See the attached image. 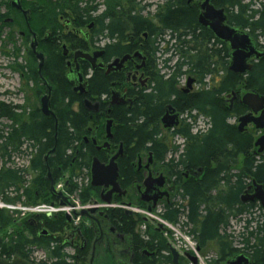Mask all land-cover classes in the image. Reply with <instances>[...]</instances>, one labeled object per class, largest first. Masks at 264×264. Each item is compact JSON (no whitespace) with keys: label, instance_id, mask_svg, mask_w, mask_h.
<instances>
[{"label":"trees","instance_id":"obj_1","mask_svg":"<svg viewBox=\"0 0 264 264\" xmlns=\"http://www.w3.org/2000/svg\"><path fill=\"white\" fill-rule=\"evenodd\" d=\"M89 1L33 0L28 2L23 0V5L31 12V21L36 28H34L37 31H35L36 34L43 36L50 32L53 36L47 44H41L39 49L43 51L46 58L44 73L48 77H45L51 84L53 83L55 90L52 96V107L60 126L56 141L52 118L44 117L39 110H36L27 121L19 122L18 118L11 113H5L4 105H0L1 112L13 123L8 132L0 130V160L4 161L0 167V200L6 198L5 203H17L22 198L19 190L13 201L9 200L8 196L14 184H25L23 174L25 171L13 170L12 167H7V163L11 162L14 156L12 153L18 152L25 143L21 141L23 138H29L30 142L35 140L37 145L33 148L43 144L45 153L41 154V157L44 154L47 156L49 151L57 145L55 154L50 158V162L48 161L49 168L56 172V181L61 180L65 175H70L71 178L79 176L85 172V169L87 172L90 171L92 159L97 156V153L84 143L76 146L82 143L86 136L91 114L83 106V100L86 97L74 94L66 81V59L62 56V46L65 44L61 46L57 39L61 37L67 40L63 33L61 19L66 20L65 22L72 21L76 27L80 28L90 23ZM116 1L118 0H106L105 3L113 6L117 4ZM174 1L173 6L170 5V13L164 17V20H167V25H170V42H173L170 51L175 53L178 60L173 73L170 74V84L163 82L162 85L164 89L170 85V95L177 96L175 87L178 79L186 75V72L197 76L204 84V90L200 94L189 97L177 96L176 106L180 113H187L190 118H193V112H198L199 116H203L208 121L209 128L205 133L196 135L193 133L189 119L184 120L183 124L171 134L172 138L180 136L185 140L183 151L180 152V147L173 144L174 139L170 141L166 139L161 129L160 118L164 102L159 91L154 96L152 94L147 96L135 112H126L124 108L114 109L112 115L118 123V128L114 130L115 141H124L127 153L130 155V158L124 157L121 160V186L126 187L125 182L130 178L137 179L139 182L144 180L143 176L134 174L129 167L133 155L140 152L143 157L148 152L153 153L158 167L168 175L170 182L174 185V197H178L181 202L173 203L171 200L164 202L165 212L162 218L178 224L184 215L185 226L190 227L189 231L204 255L214 249L219 260L225 262L239 250L244 249L248 253L253 252L254 259L264 264V220L262 218L264 210L259 203L248 205L241 200L250 182L255 180L264 188V155L256 156L252 153L254 149L252 135L240 133L237 126L230 122L244 115L246 109L242 104H235L231 109L224 98L227 94L240 90L264 97V60L256 64L247 77L241 78L229 71L230 58L226 45L223 44L221 60L216 64L215 51L209 49V44L216 41L215 37L209 32L201 34L197 32L198 30L192 31L196 12L187 6V0ZM237 1L239 0H218L217 2L221 8L226 6L231 8L232 2L237 6ZM1 6L2 3L0 8ZM7 8L11 11L9 5ZM257 15L260 18L256 20L253 31L264 36V6L262 11H255L252 14L253 17ZM3 18L4 15L0 13V19ZM227 18L230 25H234L235 18L231 17L230 10H228ZM137 19L128 18L129 23L134 25L135 34L139 35L142 27L138 26L140 20ZM236 20L238 22L243 20L246 26H249L246 15ZM71 44L76 48H87L84 44ZM30 54L34 56L31 51ZM184 68H187L186 71ZM30 75L31 79L37 82L39 79L37 70H32ZM209 77H211V83H205ZM217 77L221 79V82L216 83ZM107 84L106 79L96 77L90 86L87 98L93 101L94 96L105 92ZM13 109L20 110L17 106ZM169 156L170 159L167 160ZM138 160L134 158V165L138 164ZM47 187H49L48 184ZM78 189L77 185H73L72 189L69 186L67 192L74 195ZM91 190L89 186L77 192L82 203L89 201ZM50 196L47 189L46 198ZM146 208V205L141 207V209ZM120 212L116 211L114 215L118 219L117 227L120 232L128 235L132 241L135 254L131 264H174L170 245L156 228L148 227V233L139 231L140 225L148 224L145 217L143 220L142 216L125 215L124 212ZM257 214L261 215V221L245 219L246 226L244 230L242 229L243 234H239L244 248L236 249L235 238L229 234L231 222L243 220L242 217L246 215L251 217ZM0 218H3V221H0V227L7 228L11 223L9 215L4 214ZM245 230L248 232L244 236ZM143 234L147 239L143 237ZM52 243L53 241H49L46 246L51 264H67L62 249L59 246L53 247ZM25 250V238L20 237L16 245H13V241L5 244L2 255L8 251V258L12 254H17L27 259ZM146 251L152 253L151 258L143 254ZM156 259L158 260L155 261ZM180 264L188 263L181 259ZM211 264H217V262L213 261Z\"/></svg>","mask_w":264,"mask_h":264},{"label":"flooded vegetation","instance_id":"obj_2","mask_svg":"<svg viewBox=\"0 0 264 264\" xmlns=\"http://www.w3.org/2000/svg\"><path fill=\"white\" fill-rule=\"evenodd\" d=\"M217 1L218 0H211L210 5L214 7L215 10H224L227 17L228 10H230L231 17L235 18L234 25L231 26L228 20L227 25L234 29H238L240 32L250 34L258 46L257 50L261 53L264 52V41L262 40L264 39V36H261L258 32L254 33L253 31L255 22L260 18V16H252L253 12L262 11L264 3L260 4L261 0H245L244 2L239 0L237 1V6H235L232 2L231 8L228 6H226V8H221ZM105 2L106 0H90L88 5V11L91 17L90 23L86 27L80 28L76 27L72 21H67L66 24L63 25V33L67 32L64 35L67 37V40L61 37H57V39L59 40L61 46L62 41L67 42L64 43L68 49V55L65 58V67L67 68L66 81L71 86L73 93L86 97L83 100V106L85 100L91 101L93 105H99L97 112L94 110H88L84 106V108L91 114V122L87 127L86 136L84 137L83 142L76 144V146H81L84 143L85 146L89 147V149H93V151L97 153V156L93 157V159L98 158L104 165L109 164L110 160L114 156L121 154L116 163L118 164L120 171L119 185L122 192L125 194L121 196L114 194L112 198L113 206H108L110 207L109 209H101L97 211L94 216H84V218L79 221H76L73 217H70L71 221H68L67 218L64 217V213L60 212L57 214L58 210L50 216L37 214V210L35 209L39 207L37 206L38 204L46 201L47 189L50 192L53 184L56 191H61L57 185L68 175L63 176L61 180L56 181V172H54L51 167L48 169L46 164V154L42 155V157L40 156L45 153L43 151V144H40L39 147L37 146L36 148H33V146L37 145V143H35L36 141L31 140L30 142L29 138H23L21 140L25 142L23 146H21L18 152L12 154L15 157L24 156L27 158L25 166L22 167V171H25L23 173L25 184H14L8 196L9 200L13 201L17 197V191L19 190L21 191L20 195L22 194L21 201L17 203H5L4 201H6V198H2L0 200L5 204H9L11 206L13 205L12 207L7 205V208L0 207V217L1 215L8 214L9 218H11V223L7 228L2 229L0 227V263L14 264L17 261H20L22 264H51L46 246L49 241H53V247L59 246L62 249L65 254L64 256L67 264H131L135 254L133 244L128 235L120 232L119 227H117L118 219L115 218L114 213L116 211H122L125 215H127V210L145 206L141 200L143 194L142 185L149 175H151L154 179L160 175L167 179V186L161 189V191L162 193H168V196L159 201L161 204L169 202L170 194L171 192H174V185L170 182L168 175L160 167H158L157 160L151 152L145 154L146 157H149V164L145 167H143V158H145V156L142 157L140 152L133 155V159L129 164V167L134 174L143 176L144 180L139 182L137 179L134 180L130 178L127 182H125L126 187L124 188L126 189L122 188L120 183L122 180L121 160L124 159V157L130 158V155L127 153L124 141H115L116 134L114 135V130L116 131L118 128V123H116L112 114L116 108H124L126 112H135L147 96H150L151 94L154 96L159 91L164 102L162 116L160 118L163 134H167L169 141L179 138L184 143L185 140L183 138L180 136L172 138L171 134L181 126L185 117L189 119V123L192 125L193 129H195V124L198 122L197 119L203 118V116H199L198 112H193V118H190L187 113H180L176 106L177 96L189 97L200 94L204 90V84L201 83V80L197 76L187 74L186 72V75L179 78L175 87L177 96L170 95V85L166 89H164L162 85L163 82L170 84L171 77L170 75H163L160 72L161 70L159 67V64L162 63L163 67L170 72V25H167L168 22L167 20H164V17L170 13V5L173 6L175 1L118 0L116 1L117 4L113 6H110ZM205 3L206 0H187V6L196 12V20L192 31L198 30L197 32L201 34H205V32L212 33L208 27H203L200 24V17L204 13L203 6ZM26 10L29 11V9ZM247 10H249V12ZM241 15H246V17H248V27L246 26L245 21L241 20V22H238L236 20V18L240 17L242 19L243 16ZM129 17L135 19L138 18L137 20H140L138 22V26L142 27V29L139 30V35L135 34L134 25L129 23ZM5 23L12 22L6 19ZM30 23L31 12L29 20V26L31 27ZM26 25L29 30L28 24ZM116 26H118V28H116ZM85 28H87L86 31L84 30ZM112 31H114L113 35H111ZM166 35H168L169 41H166ZM21 37H26V34H21ZM38 37L39 49L41 44H47L53 36L52 33L47 32L45 35H39ZM70 41L73 44H84L87 48H76L70 43ZM67 44L70 45V47ZM162 44L167 47L161 50L160 46ZM223 44L224 43L217 39L209 44V49L211 51H215L214 62L216 64L221 60ZM224 45H226L230 63L232 51L228 44ZM205 48H203V51H205ZM39 51L41 50L39 49ZM77 51H83L84 53L92 55V62L90 63L81 59L78 60L80 71L84 77V82L87 83V85H84L86 89L85 95H82L80 91H77V87L79 86L76 82L77 77H70L69 79L70 68H68L67 64L69 62L72 64L74 63V54ZM161 53L164 54L166 59H163ZM95 55H98L96 59ZM263 60L264 58L259 60L251 59L249 63L253 64L254 68L256 64L261 63ZM72 68L74 69L75 66L73 65ZM184 69L186 71L187 68ZM96 77L106 79L108 84L105 92L94 96L92 101L87 98V95L89 94L90 86L95 81ZM190 81H192V83L189 87L188 84ZM210 81L211 77L207 78L205 83H211ZM219 82H221V79L217 77L216 83ZM233 93L236 95H233ZM246 93L249 92L242 90L238 92H231L224 97L225 102L228 103L226 98L231 97L232 100L230 108L232 109L235 104H242V97ZM160 98L161 96L159 97V100ZM242 106L246 109L244 115L248 114L249 110L247 107L243 104ZM168 107L172 108L174 112L173 116L177 115L178 120L180 121V125L175 129L166 130L163 128L162 118ZM38 110L42 114L41 108ZM42 116L44 115L42 114ZM239 118L233 119L238 122V125H236L237 128L239 126ZM108 121L113 122L111 125V133L113 135L111 139H107ZM249 126L244 130V133L254 134V129ZM101 131L102 134H100ZM194 134L197 135L199 133ZM255 142L256 141H254V146ZM50 158L48 160L49 162ZM134 158L139 159L137 165H134ZM73 163H75V160H73ZM91 165L92 162L89 168L90 171L87 172V169H85L87 176H89V183L91 181ZM12 169L21 170V167L14 165L13 163ZM49 170L51 172V180L48 177ZM83 174L81 173L79 176L72 178L75 183L67 182L71 189L73 185H77L79 188L75 192L77 193L90 186L92 190L89 201L91 199H100L101 195L104 194L102 189L92 188V186L88 184L84 186L76 183L78 182V179L80 180ZM39 175H42L43 177H40ZM47 184L49 187H47ZM111 190L112 189L109 188V190L105 191V194ZM247 190L248 188L246 189V192ZM248 194H252V191H248ZM50 198H52L51 204H58V201H56L52 195ZM244 204L250 205L252 202ZM124 206L128 209L124 208ZM3 209H7L10 212ZM20 212H26V214L22 215ZM0 221L2 222L3 218H0ZM146 229L145 231H142V233L146 232ZM143 235V237H146L145 234ZM20 237L25 238V252L26 256L28 255L27 259L21 258V256L17 254H12L11 257L8 258V251L2 255L3 246L10 241H13V245H16ZM40 254L43 255V257L41 261L36 263L34 257L37 258ZM241 255L249 259L250 263L248 261L247 264H262L254 259L253 252L248 253L244 249L239 250L238 254L236 253L231 257L234 258ZM147 256L151 258L152 253L150 252ZM219 259L220 258L218 256V259L216 260L217 264H227L230 260L228 259L225 262H221ZM157 260L158 259L155 261Z\"/></svg>","mask_w":264,"mask_h":264},{"label":"rangeland","instance_id":"obj_3","mask_svg":"<svg viewBox=\"0 0 264 264\" xmlns=\"http://www.w3.org/2000/svg\"><path fill=\"white\" fill-rule=\"evenodd\" d=\"M28 2H32L33 0H27ZM12 2V0H0V3H2V6L0 8V13H2L4 15L3 19H0V105H4L3 110L5 111V113H11L14 117L18 118L19 122H24L27 121L29 119V117L32 115L33 112H35L36 110L41 108V99L46 95V89L44 88V86L42 85V83L39 81V79L37 80V82L33 81L31 79V71H36L38 68V61L34 58V56H32L30 54V43H32L31 41L33 40L30 34L31 32H29L28 28H27V23L23 17V14L21 15V12L19 11H15L14 8H12L10 6V3ZM101 3V1H100ZM264 0H261L260 4H263ZM7 5H9L11 7V11L8 10ZM23 10L26 11V7L24 5H22ZM13 12V13H12ZM226 15V14H225ZM6 16V17H5ZM227 17V16H226ZM9 20L12 23H5V20ZM66 20H61V24L65 25ZM33 27V28H32ZM35 26H33L32 21H31V29H34ZM36 29V28H35ZM34 29V31L32 30V32L36 33L37 31ZM87 28H85L84 30L86 31ZM36 31V32H35ZM25 33L26 37L22 38L21 34ZM67 33V32H65ZM64 33V34H65ZM30 34V36H29ZM45 35V34H44ZM166 41H169L168 35H166L165 37ZM264 41V39H262ZM63 43H67L66 41H62ZM173 42H170V48ZM68 45V44H67ZM70 47V45H68ZM68 47V48H69ZM165 47H167L166 45L162 44L160 46L161 50ZM43 52V51H41ZM63 52V51H62ZM163 59H166V57L164 56V54H162ZM170 72H168L164 67L163 64L160 63L159 67H160V72L163 75H170L173 73L174 70V66L177 62V57L175 55V53H173V51H170ZM43 75L48 77L43 70ZM49 81V80H48ZM50 83V81H49ZM51 84V83H50ZM53 85V83H52ZM55 91V90H54ZM54 94V92H53ZM228 103L227 105L231 107V100L232 98H226ZM17 106L20 108L19 111H14V107ZM2 110H0V130L2 129L5 133L8 132L10 129V126L13 125V123L11 121H9L7 119V117H5V115L3 114V112H1ZM184 120H187V118L185 117ZM198 122L195 124V129H193V133H199V134H203L205 133L208 128H209V124L208 121L205 120L204 118H198L197 119ZM232 124L238 125V122H236L235 120H231L230 121ZM183 124V122H182ZM251 128H253L255 131L254 134H250L253 136L254 141H257L259 138H261L264 135L263 130H257L255 128L254 125L249 126ZM257 132V133H256ZM166 133V132H165ZM260 133V134H259ZM166 136V139L169 140L167 134H164ZM174 145H177L180 147V152L183 151L184 148V142L179 139L176 138L173 141ZM258 150V148H254L252 150V153L256 152ZM264 155V154H263ZM170 157L167 158V160H169ZM27 160L26 157L24 156H13L11 162L7 163V167H12V164L14 163V165H18L19 167H24L25 166V161ZM3 160H0V167L3 164ZM143 167L147 166L149 164V157L143 158ZM157 170V169H156ZM158 172V170H157ZM84 174L82 175V177L80 178V180L78 179V185H84L86 186L89 183V176H87L86 172H83ZM74 182V179L71 178V176H67L65 177V179L63 181H60L57 185V187L59 189L64 188L65 182ZM67 194V193H66ZM68 195V194H67ZM72 198L74 199L73 201H77L78 199V194H74L72 196ZM51 199L52 198H46V201L43 203L38 204L37 206H48V208H52L51 205ZM170 200L173 203H181L180 199L178 197H174V192L170 194ZM50 201V202H49ZM0 203H3L0 201ZM177 203V204H178ZM4 204V203H3ZM9 205V204H7ZM7 205H4L5 207H7ZM179 205V204H178ZM11 206V205H9ZM13 206V205H12ZM11 206V207H12ZM120 206V205H119ZM122 206V205H121ZM17 207V206H14ZM126 207V206H124ZM163 206L159 207V212L163 211ZM5 210V209H3ZM145 211V209H143ZM7 212H10L9 210H5ZM159 212H156L157 214H159ZM19 213V212H18ZM23 214H26V212H20ZM48 214V213H45ZM20 215V214H19ZM142 219L144 220L143 217H145L144 215H141ZM261 215L257 214L256 216H243V220H233L231 222L230 225V229H229V234L232 235L235 238V243L234 246L236 249H242L244 248L243 244H242V238H239V234H243V230L245 225V219H256L257 221L260 220ZM263 216V215H262ZM66 217V216H64ZM138 218V217H137ZM264 220V216L262 217ZM146 220H148V224H147V233L149 232L148 227H151L153 229H155V221L148 219L147 217H145ZM261 221V220H260ZM182 222V220H181ZM145 225H140L139 227V231H144L142 229V227ZM159 226H156V229H158ZM254 227H252L253 229ZM243 229V230H242ZM250 231V230H249ZM248 231L245 230L244 236L246 235ZM162 236L164 234V230L159 232ZM171 235V234H170ZM166 239V237H164ZM238 254V252H237ZM202 258H205V261L203 264H211L213 263V261L215 262L218 259V255L216 250L211 249L209 251V253L207 254H201ZM43 255H39L37 256V258L34 257L35 262L37 263L38 261H41ZM0 264H5V263H0ZM14 264H22L20 261H17ZM129 264V263H128Z\"/></svg>","mask_w":264,"mask_h":264},{"label":"water","instance_id":"obj_4","mask_svg":"<svg viewBox=\"0 0 264 264\" xmlns=\"http://www.w3.org/2000/svg\"><path fill=\"white\" fill-rule=\"evenodd\" d=\"M208 3L211 0H207ZM10 5L17 11H22L24 16L26 17L28 21V12L23 11L22 7V0H12ZM204 18L200 21V24L203 27L210 28L212 34L214 37L225 44H228L232 53H231V61L229 69L230 71L236 73V74H243L247 70H250L252 66L248 64V61L252 58L261 59L264 58V52H258L257 51V45L248 33H241L237 30L230 28L226 25V16L224 14V11L215 10L214 7H212L210 4L204 8ZM64 46V45H63ZM31 51L36 56V58L39 60L40 65L38 69V74L40 76V80L43 84V86L46 88V95L41 99V106H42V112L46 116L53 115L52 113V93L53 89L48 83V81L44 78L42 74V70L44 67L45 59L43 54L38 52V39L36 35H34V40L32 41L31 45ZM64 50H66V46L63 47ZM98 55H95V59ZM85 60L90 63L92 62V56H88L83 51H77L74 54V66L75 68H72V65L69 63L68 66L70 67V73H69V79L70 77L75 78L77 77V83L79 82V86L77 87V91H80L82 95L86 94V89L83 83H81L80 78H82V75L78 74L80 70V66L78 63V60ZM79 75V76H78ZM79 79V80H78ZM74 83V82H73ZM87 103V101H85ZM84 102V103H85ZM244 102L249 105L255 113L262 112V116L258 119H254L251 116L245 117L240 119V126L239 130H243L245 127H247L250 123H254L257 129H264V98L259 97V95L250 93L244 97ZM173 110L170 107L168 111L166 112L164 119H163V128L164 129H171L176 126H178V116H173ZM55 127L56 130L58 129V122L56 121L55 117ZM112 138L111 135V129L107 130V139ZM57 139V138H56ZM256 145L260 148V151L264 152V137H262ZM57 145H55V148L49 153V157L55 152ZM120 156V155H119ZM119 156H114L109 164H101V162L97 159L94 160L93 166L91 168V186L94 188H102L104 194L101 195L100 201L106 204L112 203V198L114 194L123 195L125 193L122 192L120 185H119V179H120V171L118 168V165L116 161L118 160ZM47 162H48V158ZM48 166V163H47ZM49 169V168H48ZM48 174L51 175L50 170L48 171ZM167 186V179L164 178V176H160L158 179H153L151 175L148 176V178L144 181L142 187L144 189L141 200L149 204L148 211H152V207L150 205L153 203V207H156L158 201L166 194L160 193V190ZM53 188V187H52ZM109 188H112L111 191L107 192L105 194V191ZM257 198L261 200L262 204L264 205V192L262 189L259 188V191L256 193ZM57 201L59 202L60 206L62 207H72L74 208V204L70 201L69 198H67L63 192L55 194L54 195ZM244 198V197H243ZM245 199V198H244ZM98 201H95V204H97ZM54 205V204H53ZM97 209H92L89 212L88 211H82L80 216H91L89 214L94 215L97 211ZM131 212V211H129ZM132 213V212H131ZM74 217L77 218L79 215L74 212ZM130 214V213H129ZM68 221H71L70 216H66ZM172 255L174 257V262L176 264H179V255L174 250L171 249ZM191 262L194 264H197L198 261L194 257H188Z\"/></svg>","mask_w":264,"mask_h":264},{"label":"bare ground","instance_id":"obj_5","mask_svg":"<svg viewBox=\"0 0 264 264\" xmlns=\"http://www.w3.org/2000/svg\"><path fill=\"white\" fill-rule=\"evenodd\" d=\"M210 4V2L208 3V1L206 0V3H205V5L203 6V11H204V8H206L208 5ZM11 6V5H10ZM12 7V6H11ZM13 8V7H12ZM16 11V10H15ZM23 11H25V10H23ZM217 11H220V10H217ZM222 11H224V10H222ZM19 12H21V15L23 14V12L22 11H19ZM26 12H28V21H27V19H26V17L24 16V14H23V17H24V19H25V21H26V23L28 24V27H29V30H30V32H31V34H32V39L34 40V35H36V37H37V39H39V37H38V35L36 34V33H34V32H32V30H31V27L29 26V20H30V12L28 11V10H26ZM13 13V12H12ZM224 14H225V12H224ZM226 16V15H225ZM204 18V14L203 15H201V17H200V21L202 20ZM226 25H227V17H226ZM228 26V25H227ZM230 28H232V27H230ZM210 29V28H209ZM234 29V28H233ZM235 30H237L238 32H240L238 29H235ZM241 33H244V32H241ZM32 40V41H33ZM218 40V39H217ZM220 41V40H219ZM220 42H222V41H220ZM222 43H224V42H222ZM225 44V43H224ZM31 45V44H30ZM64 46H66V45H64ZM64 46H62V50H63V52H62V56L64 57V58H66L67 57V55H68V49H67V46H66V50H64L63 49V47ZM30 51H31V47H30ZM258 51V50H257ZM38 52L39 53H41V54H43L41 51H39V49H38ZM259 52V51H258ZM31 53H32V51H31ZM33 54V53H32ZM85 54H87L89 57L90 56H92L91 54H88V53H85ZM34 55V54H33ZM35 56V55H34ZM43 56H44V59H45V63H46V58H45V55L43 54ZM35 58H36V56H35ZM37 59V58H36ZM252 59H255V60H259V59H256V58H252ZM261 59H263V58H261ZM251 60V59H250ZM249 60V61H250ZM37 61H38V68H37V74H38V69H39V65H40V62H39V60L37 59ZM85 61V60H84ZM249 61H248V64L250 65V66H252V68L250 69V70H247L245 73H243V74H241V75H239V74H236V73H234V72H232V71H230V69H229V71L231 72V73H233V74H235V75H237V76H239V77H241V78H245L246 76H247V74L248 73H250L251 71H252V69H253V64H250L249 63ZM87 62V61H86ZM91 62V61H90ZM45 63H44V66H45ZM72 66L74 65V63L72 64L71 62H69ZM68 63V64H69ZM89 63V62H88ZM68 64H67V66H68ZM230 66V65H229ZM68 68H70L69 66H68ZM43 70H44V67H43ZM43 70H42V74H43ZM79 75L81 74L82 75V73H81V71L79 70V73H78ZM78 75V76H79ZM38 76H39V74H38ZM44 76V75H43ZM44 78L46 79V77L44 76ZM47 80V79H46ZM79 80V79H78ZM39 81L41 82V80H40V76H39ZM48 81V80H47ZM80 81H81V83H83L84 85H87V83L86 82H84V77H83V75H82V78H80ZM42 83V82H41ZM48 83H49V81H48ZM191 83H192V81H190L189 82V84H188V86L190 87V85H191ZM50 84V83H49ZM78 84H80L79 82H78ZM43 85V84H42ZM50 86L52 87V89H53V92H54V88H53V86L50 84ZM45 88V87H44ZM46 89V88H45ZM250 93H252V92H249V93H246V94H244L243 95V97H242V104L245 106V107H247V109L249 110V113L248 114H246V115H244V116H241L238 120H239V126H240V119H242V118H245V117H252V118H254V119H258V118H260L261 116H262V112H259V113H255L254 112V110L249 106V105H247L245 102H244V97L246 96V95H248V94H250ZM255 94V93H254ZM233 95H236L235 93H233ZM52 96H53V93H52ZM259 97H261V98H264V97H262V96H259ZM85 101H87V103L85 102ZM84 102V106H85V108L86 109H88V110H94L95 112H97L98 111V109H99V105L98 104H96V105H93V103L91 102V101H89V100H85ZM172 107V106H171ZM41 108H42V106H41ZM168 109H169V107L167 108V110H166V112L168 111ZM41 112H42V109H41ZM52 113H53V115H51V116H46L45 114H43V112H42V114L45 116V117H47V118H52L53 120H54V129H55V140L57 141V136H58V130H59V121H58V118H57V115H56V113L54 112V110H53V108H52ZM166 114V113H165ZM165 116V115H164ZM164 116H163V118H162V122H163V119H164ZM55 117H56V121L58 122V129L56 130V127H55ZM112 121H108V127H107V130H109V129H111V125H112ZM254 125L255 126V124L254 123H250L249 125ZM180 125V121L178 120V126ZM248 125V126H249ZM178 126H176V127H174V128H171V129H175V128H177ZM239 126H238V131L240 132V133H244V130L248 127H245L243 130H239ZM255 128H256V126H255ZM257 129V128H256ZM257 130H263L264 131V129H257ZM111 135H112V133H111ZM113 136V135H112ZM262 137H264V135L262 136ZM261 137V138H262ZM261 138H259L258 140H260ZM111 139V138H110ZM258 140L255 142V148H258V150L256 151V152H254V154L257 156V155H259V156H261V155H263L264 154V152L262 151H260V148L256 145V143L258 142ZM55 148V147H54ZM53 148V149H54ZM52 149V150H53ZM56 149H57V147H56ZM51 150V151H52ZM51 151H49V153L51 152ZM55 152H56V150H55ZM54 152V153H55ZM49 153L47 154V156H46V158H48V160H49V158L52 156V155H54V153L49 157ZM119 155H121V154H119ZM119 155H117V156H119ZM120 157V156H119ZM95 159H97V160H99L98 158H94L93 159V161H92V165H91V168H92V166H93V163H94V160ZM46 160V164L48 163L47 162V159H45ZM111 161V160H110ZM102 164V163H101ZM106 165V164H105ZM118 165V164H117ZM48 168H49V164H48ZM50 169V168H49ZM48 177L50 178V180H51V175H48ZM165 178V177H164ZM147 179V178H146ZM145 179V180H146ZM92 183V182H91ZM59 185V184H58ZM53 187V188H52ZM93 188V187H92ZM95 188V187H94ZM259 188L260 189H262L263 190V192H264V188H263V186L262 185H260V184H258L255 180L254 181H252V182H250V185L248 186V190H247V192H246V194H244L243 195V197L245 198H243L242 197V202L243 203H247V202H252V203H259L260 205H261V207L263 208V210H264V205L262 204V202H261V200H259L258 198H257V195H256V193L259 191ZM163 189V188H162ZM248 191H252V194H248ZM50 193H51V195H52V197L53 198H55V194H58V193H61V191H56L55 190V188H54V185L52 184V186H51V189H50ZM160 193H162V191L160 190ZM162 194H166V195H164L159 201H161L164 197H167L168 196V193H162ZM56 199V198H55ZM113 200V199H112ZM56 201H57V199H56ZM158 201V203H160ZM113 202V201H112ZM54 203H52L50 206L52 207V208H48V211H47V213H50V215L51 214H54V213H56V211L58 210V209H53V207L54 206H56V204H54ZM161 204V203H160ZM4 205H7V204H3V203H0V207H4V208H7V207H5ZM108 205V204H107ZM107 205H104L103 204V206H107ZM110 206H113L112 205V203L111 204H109ZM149 205V204H148ZM162 206H163V211H160L161 212V215H158L157 213H154V212H159V204H157V206L156 207H153V203L150 205V207H152V211H143V215L145 216V217H147L148 219H151V220H154L155 221V228H156V226H159L158 227V232H160V231H162V230H164V234H163V237H166V240L168 241V243H169V245H170V254H171V256H172V259H173V263L174 264H176L175 262H174V257H173V255H172V252H171V249H174L177 253H178V255H179V260H178V262L180 261V259H184V260H186L187 261V263L188 264H194L193 262H191V260L188 258V257H194V258H196L197 259V261H198V263L197 264H203L204 263V261H205V258H202V256H201V251H200V249H199V247H198V244H197V242H196V240L194 239V237L191 235V233H190V231H189V229H190V227L188 228L187 226H185V223H186V221H185V217H184V215L181 217V219H180V221L182 220V222H180V223H178V224H173V223H171V222H169V221H167V220H165L164 218H162V216H163V213L165 212L164 211V205L163 204H161ZM128 206H131V205H128ZM108 207V206H107ZM124 208H127V207H124ZM128 209V208H127ZM129 211H131V212H129ZM130 213V214H129ZM137 212H136V209H130V210H127L126 211V214L127 215H138V214H136ZM139 216H141V215H139ZM240 220V219H239ZM145 222V221H144ZM146 227H147V225H146V223L144 224ZM145 226H143L142 227V229L145 231V229H146V227ZM183 233L187 236V238L186 239H182V240H180V238L183 236ZM187 233H188V235H187ZM162 234V233H161ZM171 234V235H170ZM146 238V237H145ZM179 240H180V242H179ZM180 243H183V244H180ZM177 249H179V250H181V251H178ZM193 249H196V253L199 255V257L202 259V260H204L203 261V263H201V261H200V259L198 258V256L196 255V253H194V252H192V250ZM144 254H147V255H149V252L148 251H146ZM167 255H169V254H167ZM249 261V259L247 258V257H245V256H243V255H241V256H237V257H234V258H232V259H230L229 261H228V263L227 264H247V262ZM249 263H250V261H249Z\"/></svg>","mask_w":264,"mask_h":264},{"label":"built area","instance_id":"obj_6","mask_svg":"<svg viewBox=\"0 0 264 264\" xmlns=\"http://www.w3.org/2000/svg\"><path fill=\"white\" fill-rule=\"evenodd\" d=\"M54 209V208H53ZM80 209V208H79ZM35 210H37V213H47V211H48V206H45V205H43V206H39V207H37ZM187 238V236L183 233V236L180 238V240H182V239H186ZM180 240H179V242H180ZM180 244H183V243H180ZM179 250V249H178ZM179 251H181V250H179ZM192 252H194V253H196V249H193L192 250ZM196 255L198 256V258L200 259V261H201V263H203V260L199 257V255L196 253Z\"/></svg>","mask_w":264,"mask_h":264}]
</instances>
